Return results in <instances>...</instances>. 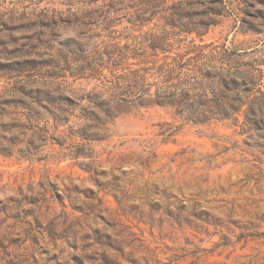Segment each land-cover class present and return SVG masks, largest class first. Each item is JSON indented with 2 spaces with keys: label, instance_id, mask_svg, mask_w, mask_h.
Wrapping results in <instances>:
<instances>
[{
  "label": "rangeland",
  "instance_id": "obj_1",
  "mask_svg": "<svg viewBox=\"0 0 264 264\" xmlns=\"http://www.w3.org/2000/svg\"><path fill=\"white\" fill-rule=\"evenodd\" d=\"M0 264H264V0H0Z\"/></svg>",
  "mask_w": 264,
  "mask_h": 264
},
{
  "label": "trees",
  "instance_id": "obj_2",
  "mask_svg": "<svg viewBox=\"0 0 264 264\" xmlns=\"http://www.w3.org/2000/svg\"><path fill=\"white\" fill-rule=\"evenodd\" d=\"M154 101H155L156 104H159V105H163V104H165L164 102L159 101V100H154Z\"/></svg>",
  "mask_w": 264,
  "mask_h": 264
}]
</instances>
